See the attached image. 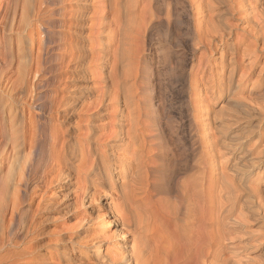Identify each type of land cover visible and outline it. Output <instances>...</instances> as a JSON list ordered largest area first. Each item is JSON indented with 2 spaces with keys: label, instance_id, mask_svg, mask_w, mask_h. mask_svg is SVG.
I'll list each match as a JSON object with an SVG mask.
<instances>
[{
  "label": "bare ground",
  "instance_id": "1",
  "mask_svg": "<svg viewBox=\"0 0 264 264\" xmlns=\"http://www.w3.org/2000/svg\"><path fill=\"white\" fill-rule=\"evenodd\" d=\"M18 1L19 3H17L14 11L15 18L21 10L18 26H23V21L27 19L28 10L31 7L33 8L34 21H37L41 27L40 33L42 37L38 39L37 54L32 56L27 67L30 72H35V78L37 77V80L31 84L36 86V90L31 89V91L26 92L23 89L25 86L19 85L20 87H15L11 91L0 93L1 102L5 103L7 107L11 106V109H5L3 115L0 116V173L7 170L5 179H0V264H5L8 258L11 259L8 260V264L42 263V261H39L40 258H38L40 239L45 233L46 224L55 219V213L61 212L62 208L58 204L59 202L52 199L53 197L49 198L46 196L40 184L44 183L49 187V184L57 182L63 190L66 188L65 185L74 178L75 181L80 180L79 184L81 185H77L81 188V192L79 191L80 193L77 196L81 197L82 200L87 198L91 201L96 194H101L100 192H96V189L101 183L107 181L106 175H108L109 167L107 166L108 168H104L102 172L96 173L93 163L95 160L93 159L94 161L92 160L93 162L91 161L90 163L88 162V157L92 153H96L103 146L111 152L117 147L133 149V165L135 167V171H133L134 173L131 177L133 185L129 188L130 190L128 189L127 192L122 193L123 201L121 204L123 205V211L118 212L120 213L118 217L112 218L113 206L111 204L110 208H103L104 212L100 215L108 219L104 227L112 228L109 234L114 244L120 249V257L114 258L111 256L109 264H240L241 261L236 260L238 257L234 259L225 251L235 245L233 242L230 247L228 244H225V240H227L230 233L227 232L229 229L227 228V224L241 225V221H247V219L241 221H239L240 219H231L228 217L229 213L231 214L229 211V213L227 212V216L225 213H221L222 215L225 214V217L229 219H223L221 214H217L218 216L215 219L208 218L210 215L207 216V207H209L208 199L210 197L208 198L207 192L212 189L213 183L211 184V189L208 187L207 191L206 183L209 180L205 174L207 171H205V164L207 162L205 161L206 163H204L206 158L204 153H202L203 155L201 154L200 159L196 160L195 164L191 165L194 172L190 173L191 175L188 173L190 177L186 175L189 179L186 178L184 181L178 182V180L170 179L171 172L163 174L164 177H161L163 181H160V186L172 183L171 185L174 187L175 193L171 201L167 200L162 196L163 194L161 195L159 191L157 192L154 189L155 185L156 187L157 184L159 185V181L153 177L157 174L156 172L161 170L163 164L168 163L169 166L167 165V168L170 167V170L178 167L172 168L178 158V152L168 142L156 140L158 131L153 133L150 130L148 132L150 134H145L146 131L144 132V129L151 128V120L153 115H155L154 113H156V106L150 104L152 100L151 95L154 92L142 96L140 103L136 104L135 93H131V88H133L132 86L139 76L137 70H132L130 66H132L131 62L134 56L136 58L140 56L139 54V56L137 55L140 42L154 27L168 23L170 20L164 22V19L157 13L143 11L144 9L141 10L142 8L138 13L139 10L137 8L143 0H100V6H95L98 0H71L72 4L70 5L72 8L68 9L72 10L73 17L74 14L77 15L70 24L69 21L66 22L71 26V29L65 32V36H70L68 46L74 43L80 46L83 43L80 36L83 30L81 31L79 28L82 26V17L90 15L85 8L93 5L95 9L99 10L94 13L99 14L98 30L95 33L99 37V40L103 42L100 41V47L97 51L98 55L93 59L96 62L94 61V63L93 60L91 62L94 63L96 69H100L99 72L106 74V76L102 78L103 84L101 91L95 98V105L87 106L89 99L87 98L88 100H86L84 97L88 95L83 93L78 94V98L76 95V98L71 101L72 97L67 94L60 95L59 93H50L48 90H38L40 85L44 83L45 78H47L46 73L54 63L55 58L61 57V54L53 52L54 46L57 45L55 43L58 40L53 36V44H51L52 37L50 34L55 32L51 25L56 24L54 18L56 11L61 8V11L65 12L62 9L67 10V6L61 5V2L58 4L55 0H33V4L30 1L33 7L28 0ZM145 1L151 2L150 0ZM172 1L176 3L180 1L187 4L189 2V0ZM79 4L82 7L81 9L77 7ZM237 5H241V8L237 7ZM192 6L196 12H205H203L201 22L200 19L198 22L196 20L199 43L206 46L207 50L213 49L215 41H219L222 45L226 44V48L221 52L224 68L222 69L224 70L222 81H225V83L221 82L222 84H220L221 91L223 90L227 93L224 98L225 103H243L253 108L258 111L259 122H261L264 117V81L259 91H254L253 89L249 92L254 102H247L240 95L244 88L242 87L243 77L254 72L260 63L262 67L258 75L263 74L264 76V0H201V5L193 4ZM169 13L171 14V10ZM243 13L246 14L244 15ZM232 19H236L237 22L233 23ZM30 24L32 25V23ZM64 25L66 24L64 23ZM110 31H113V33ZM109 32L114 35L117 41L116 45L114 44L115 46H111V42L107 39ZM95 33L93 32V34ZM86 44L88 45L89 43ZM82 52L81 50H76L73 53L72 60H75L74 63L82 59L85 54ZM69 59L71 63L72 60L71 58ZM62 60L64 61L65 58ZM245 61L247 62L244 63ZM136 65L134 66L136 67ZM241 67L242 75L235 82V74L238 73ZM129 68L131 71L127 72ZM131 81L132 84H130ZM108 82L111 84L108 85ZM256 100H261L263 103H259L261 104L259 105ZM50 101H53L54 104L48 106L47 103ZM143 103L145 105L148 103L149 106L144 108ZM111 107H115L114 110H111ZM53 113L57 114L58 121V124H55L54 127L51 121L54 118ZM156 115L158 116V113ZM109 117L112 118L110 123L105 122ZM222 133H224L225 137V132L222 131ZM252 135H257V140L262 141L259 136L260 134H254L253 130L252 134L248 137L251 138ZM214 137L216 138V136ZM72 140H75L74 145H71ZM80 140L89 143L87 152L84 151L86 150L84 149L86 145L83 148L82 146L84 145L79 144ZM138 141L139 144L136 146L135 143ZM158 158L159 160H157ZM185 160L187 161V159ZM256 160L262 161L263 159L262 157H257ZM177 161L179 162V160ZM112 163L110 164L112 165ZM184 163L186 164V162ZM75 167L77 168L76 172H74ZM82 167H84V170ZM178 169L180 168L178 167ZM176 171L178 172L179 170ZM65 178L66 180L63 182ZM108 186L110 187V185ZM160 186H158V190H161ZM214 187L217 190L215 185ZM250 188L253 190L252 187ZM149 190L152 191L150 197L155 211L161 212L160 215L165 219H155L156 213L152 212L153 209L149 208V206L144 207L141 205L140 200L142 198L140 199L139 197ZM66 192H63L64 195H60L65 198L70 196L71 192ZM101 196L102 198L107 197L106 195ZM150 197L148 196V198ZM255 198V202L258 204L257 207H262L261 198H258L257 195ZM210 199H212V196ZM147 203L149 201L144 204ZM252 203L255 204L253 201ZM218 204H220V201H217L216 206ZM221 205L223 204H220V208ZM250 205L246 204L245 207ZM220 208L218 212L221 211ZM224 208L222 207V209ZM224 211L226 212V210ZM212 212L210 211L209 214ZM63 214L60 218L64 217L67 212ZM86 219H88L87 216ZM249 222L254 221L250 220ZM25 230L26 233L22 235V231ZM229 230L233 231L232 229ZM236 232L240 231L237 230ZM244 232L241 231V234ZM128 234H132L134 237L133 243L129 247L126 237ZM230 235L231 237L233 236L231 233ZM5 240L10 242L7 243L8 246L11 244L13 247L23 245V248L12 252L9 254V257L6 255L7 253H2L6 248ZM101 252V246L95 247L94 253L99 260L103 256ZM228 252L230 253L232 250ZM43 253L46 254L45 252ZM41 257L43 256L41 255ZM97 264H105V262L101 260L97 261Z\"/></svg>",
  "mask_w": 264,
  "mask_h": 264
},
{
  "label": "rangeland",
  "instance_id": "2",
  "mask_svg": "<svg viewBox=\"0 0 264 264\" xmlns=\"http://www.w3.org/2000/svg\"><path fill=\"white\" fill-rule=\"evenodd\" d=\"M28 1L29 3L31 1L33 4V0ZM55 1H57L58 4L61 2V5L64 4V6H67V10L62 9L65 12H62L61 8L56 11L54 15L56 24L51 25L55 31L50 34L52 37L51 44H53V36H55L58 40L57 43H55L57 45L54 46L55 48L53 49V52L61 54V57L55 58L54 63L46 73L47 78H45L44 83L40 85L38 90H48L50 93H59L60 95L67 94L72 97L71 101L76 98V95L78 98V94L83 93L88 95L84 97L86 100L89 99L87 101L89 103L86 102L87 106H93L95 105L94 102L96 101V96L101 91L103 84L102 78L106 76V74L99 72L100 69H96V66L94 67L96 60H93L98 55L97 51L100 47V41H102L99 40V37L95 33L98 30L97 24L99 22V14L94 13L99 10L95 9L93 5L85 8L90 15L82 17L81 20L82 26L79 29L83 31L81 35H79L81 36L83 43L80 44V46L79 44L75 45V43L68 46L70 36H65V32L68 29H71L69 24L77 14H74L73 17L72 10L70 11V9H68L72 8L70 5L72 4L71 0ZM150 1L151 2L143 0L137 8L139 10L138 13L142 8L141 10L144 9L143 11L157 13L164 19V22L169 20L170 22L159 26L157 25L140 42L137 49L138 51H136L137 55L139 54L140 56H138L141 58H136L134 56L133 61L131 62L133 67L130 66L132 70H137L139 76L133 84V88H131V93H135L134 96L136 104H139L140 100H142V96H146L154 92V94L151 95L152 100L150 104H154V106H156V113L153 115L154 119L152 118L151 120V128L149 127L147 130L144 129V132L146 131L147 133L145 132V134H150L148 133L150 130V132L153 131V133L158 131V137H156V140H160V142H168L171 146H173L178 152L177 160L180 162L179 163L176 160L175 165L172 168L178 166L180 169L176 167L173 169L174 171L170 170V167L167 168L168 163L163 164L161 170L156 172L158 175L155 174L153 177L159 181V185L157 184V187L155 185L154 189L157 192L159 191L161 195L163 194L162 196H164L167 200L171 201L174 196L173 194L175 193L174 187L171 185L172 183L160 186V181H163V178H161L164 177L163 174L171 172L170 179L178 180V182L184 181L186 178L189 179L191 175L190 173L194 172L193 166L191 167V165H193V163L195 164L196 160L200 159L203 155L202 153H204L207 158L204 160V163L207 162L205 164V167L207 168H205V171L207 170V173L205 172V174L209 180L206 183V190L208 191V187L210 188L213 185L211 187L212 189L210 188L212 192L210 189V193L207 192L208 198H211L212 196L213 199V201L210 198L208 199L209 207H207V216H211H208V218L215 219V217L221 213H225L227 216V214L231 212V214L229 213L228 215L231 219H240L239 221L247 219V221H241V225H234L233 223L227 224V228L233 230L231 232V230L228 229L227 232H230L233 236L236 235V239L232 236L234 238L233 240L229 233L227 238L229 241L225 240V244H228L230 247L233 242L237 247L233 244L235 247H230L231 249L228 248L229 250L226 249L225 251L234 259L238 257L236 260L241 261V263L239 262L240 264H248L250 262H253L254 264H264V221H262V219H264V117L261 122H259V113L253 108H250L243 103H225L226 101L224 98L227 93L226 91H221L220 84L225 83V81H222L224 71L222 69L224 68L221 52L226 48V44L222 45L219 41H215L213 49L207 50L206 46L199 43L196 23L199 19L200 22L202 21V16L205 12H196L192 5H201V0H189L188 4L180 1L179 3H176L172 0ZM17 3H19L18 0H0V93L8 92L9 90L11 91L13 88L20 87L22 85L25 86L23 89L26 92L29 90L31 91V89L36 90V86L31 84L37 80V77L35 78V72H30L27 67L32 56L37 54L38 39H40L39 37H42V34L40 33L41 27L38 25L37 21H34L33 8L31 7L28 10L29 13L27 19L23 21V26H18V21L21 17V10L14 18V11ZM80 4L77 7L81 9L82 7H80ZM100 5L101 1H96L95 6ZM240 6L241 5H237V7L241 8ZM170 10L171 14L169 13ZM29 21H32L30 22L32 25ZM67 21H69V24L66 23ZM232 22L236 23L237 20L232 19ZM64 23L66 25H64ZM93 32L95 34H93ZM110 32L113 33V31ZM110 32L107 39L111 42V46H115L117 41L114 38V35ZM86 43L89 44L87 45ZM76 50H81V52L83 51L82 53L85 54L79 62L74 63L75 60H72V55ZM64 58L65 60L63 61L62 59ZM69 58L72 60L71 63ZM91 60L95 62L93 63ZM246 62L247 61L244 63ZM134 65H136V67ZM242 67L239 69L238 73L235 74V82L237 81L236 79H239L242 75ZM261 67L262 65L260 63L254 72L249 75H245V78L243 77L242 79V87L244 88L240 96L244 97V100L247 102H254V99L251 98L252 95L249 94L250 90L254 89V91H259L263 85L264 76L263 74L258 75ZM129 69L127 72L131 71V69ZM110 84L111 83L108 82V85ZM130 84H132V81ZM256 102H258L257 104L263 103L261 100H256ZM52 104H54L53 101L47 103L48 106ZM148 106V103H146V105L144 104V108H147ZM7 108L11 109V106L9 105V107H7V105L2 103L0 100V116L3 115L4 110H7ZM85 108L87 109V107ZM91 108L93 109V107ZM114 108L115 107H111V110H114ZM157 113L158 116L156 115ZM56 116L57 114L53 113L54 118L51 120L53 127L55 124H58ZM155 117H158V120ZM111 119L112 118L109 117V119H106L105 122L110 123ZM252 130L254 131V134H260L259 136L262 140L261 142L257 140V135H252L251 138L248 137L252 134ZM222 131L225 132V137ZM214 136H216V138ZM74 142L75 140H72L71 145H74ZM79 144L84 145L82 146L83 148L86 145L84 148L86 150L84 151L87 152L89 143L84 142V140H80ZM137 144H139V141L135 143L136 146ZM103 147L98 150L100 153L97 151L88 157V162L90 163L93 159L95 160L92 162L94 163L96 173H99V171L102 172L104 168L109 167L108 175H106L107 181L101 183V185H99L96 189V192H100L101 194H96L97 197L95 195L91 201L87 198L82 200L81 197L77 196L81 192V185L79 184L80 180L75 181L74 178L71 179V181L65 185L66 188L63 190L59 187L57 182L49 184V187L44 183H42L43 185L40 184L46 196L49 198L53 197L52 199L59 202L58 204L62 208L61 212L55 213V219L49 221V225L46 224L45 233L40 239L41 242L38 251L43 257H41L38 252V258H40V262L42 261L41 264H97V261L101 260H104L105 264H109L112 257H120V249L114 244L109 234L112 228L104 227L106 226L105 224H107L106 221L108 219H106V217H101L100 215L104 212L103 208H110L111 204L113 206L112 218L118 217V214H120L118 212L123 211V205L121 204L123 201L122 193L127 192L133 185V183H131V177L134 173L133 171H135V167L133 165V149L117 147L111 152L110 150H107V148L104 147V149ZM105 154L106 156H104ZM181 154L184 155L182 156ZM257 157H262L263 160L257 161ZM184 158L187 159V161ZM157 160H159V158ZM253 160H255L256 163L258 162V164H256ZM184 162H186V164ZM110 163H112V165ZM252 165L254 166L252 167ZM74 169V172H76L77 168L75 167ZM82 169L84 170V167H82ZM176 170L179 171L177 172ZM6 175L7 170L4 172L2 171L0 173V179H5ZM65 180L66 178L63 182ZM111 181L113 185H111ZM169 182H171V180H169ZM78 184L80 185L79 187L77 186ZM108 185H110V187ZM214 185L217 190H215ZM158 186L161 187L162 191L160 189L158 190ZM250 187H252L253 190ZM43 190H41V192H43ZM66 191H69V193L71 192L69 194L70 196L66 198L62 197V195H64L63 192L67 193ZM151 192L152 191L149 190L148 192L141 194L142 196L139 197L140 199L142 198L140 200L141 205L144 207L149 206V208L153 209L152 212L156 213L154 217L155 219H165L160 215L161 212L158 213L155 211V207L153 206L154 204L150 197ZM224 192L225 194H223ZM101 195H106L107 197L102 198ZM256 195L258 198H261V203H263L262 207H257L258 204L255 202ZM148 196L150 198H148ZM219 196L220 198H218ZM147 200L149 203L144 204L148 202ZM250 200H252L255 204H253ZM217 201H220V204H223L221 205V208L220 204L216 206ZM109 203L110 205H108ZM150 204L153 208L150 207ZM246 204H252L253 206L250 205L251 207H245ZM222 207L225 208L222 209ZM219 208L221 209L220 212H218ZM67 210L71 212H68ZM224 210H226V212ZM210 211L213 212L209 214ZM66 212V217L64 216L60 218V216ZM222 214L221 217L226 219L227 217H225V214ZM86 216L88 219H86ZM248 220L254 222H249ZM237 230L240 232H236ZM241 231H245L242 233L243 237ZM25 233L26 230L22 231V235ZM126 237L129 247L132 245L134 237L132 234H128ZM258 239L260 240L259 242ZM5 242L6 248L2 253H7L6 255L9 257V254L12 252H15L16 250L19 251L23 248V245L13 247L11 244L8 246L7 243L10 242H7V240H5ZM96 245L102 247L101 255L103 254V256L100 260L94 253L95 247H97ZM17 247L20 248L18 249ZM63 249L64 251H62ZM227 250H232V252H230L231 254ZM43 258L46 259L44 260ZM8 260L11 259L8 258L7 261H5L7 264Z\"/></svg>",
  "mask_w": 264,
  "mask_h": 264
}]
</instances>
